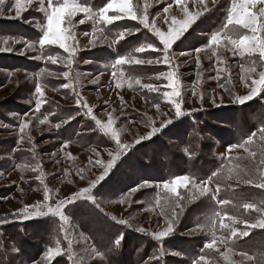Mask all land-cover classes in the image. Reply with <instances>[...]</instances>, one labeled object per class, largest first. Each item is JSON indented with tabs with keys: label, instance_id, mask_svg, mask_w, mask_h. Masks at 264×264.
Instances as JSON below:
<instances>
[{
	"label": "rangeland",
	"instance_id": "374dc122",
	"mask_svg": "<svg viewBox=\"0 0 264 264\" xmlns=\"http://www.w3.org/2000/svg\"><path fill=\"white\" fill-rule=\"evenodd\" d=\"M90 1L81 0L94 12H98L110 2V0H101L97 5H92ZM14 3L15 0H5L4 13L0 15V48H13L12 52H0V227L2 224L17 221L36 224V221L45 218L51 220L53 224L59 225L58 232L61 236H55L52 241L48 242L50 247L54 248L56 247L55 241L59 240L62 252L61 255L54 257L51 263L54 259L64 255L69 258V252L77 261L83 259L84 264L101 262L104 255L95 257L86 254V250L91 252V249L94 248L95 240L102 242L101 231L106 226L102 225L100 215L111 219L113 216L116 217V220H112L124 228L127 225L117 221L125 219L131 225L129 229L136 235L154 239L153 234L163 231L167 225V219L172 218L173 208L168 209L170 214L164 216L161 211L157 210L158 206H147L146 209L142 207V203L144 206L146 203L141 190L144 187H149L150 184L141 187L132 194L130 202H120L121 197L129 193L137 180L144 177L142 175L146 170L142 172L139 165L145 167L152 174L151 171L154 170L152 166L157 158L164 161V167L168 165L166 156L174 164L173 150L169 144H167L168 150L161 148V142L163 140L174 142L170 139L171 136L176 135L181 128L180 125L189 120L186 118H191L192 114L202 113V116H207L205 113L209 110L216 111L221 108L219 109L220 116L226 118L228 113V117L240 120L238 117L244 114V111L241 112L244 109L240 107L245 108L252 103H257L261 105L259 108H264V92L243 105L233 102L235 97L247 95L252 86V80L258 79V73L264 71V62L260 60L259 54L242 57L239 54L234 55L233 51L228 50L230 45L227 47L222 45L218 48L219 57L223 61L221 63L218 61V56L213 54L212 48L208 47L211 34L220 29L225 22L231 0H218V3L215 4L213 0H204V5L199 4L198 0H181V4H177L176 0H132L133 5L138 6L140 10H143L144 5L148 4L149 21H155V27L165 33L170 27H174L172 17L178 21L185 18L183 6H186L192 14L201 12L202 15L169 50V54L173 57L172 64H125L119 67L115 76L111 64L119 56L132 54L145 61L156 60L163 56L162 51L146 48L144 52L136 53L134 49L148 43L153 44L156 49H162L163 45L151 31L143 28L136 20L125 17L112 24H94L93 21L87 20L83 13H78L72 18L73 27L71 30L75 34V41H78V45H76L77 51L70 77H74L78 73L79 80L72 79L70 88L63 87L64 84L70 82L62 75L63 72L69 71L65 63H61L59 59L56 64L46 60L48 55L67 58L68 53L60 49L58 45H51L46 46L42 58L38 45L35 50H31L23 43L14 42L16 40L35 41L41 34L40 26L46 24L45 14L39 10L36 0L31 6L25 7L20 17H16ZM44 5L47 7V0H44ZM169 5H171L169 11L164 12V9ZM205 5L208 8L206 12L203 10ZM116 14L114 11L108 12V15ZM81 20H84V23H80ZM62 27H68L67 23ZM96 28L102 29V31H96L93 35ZM127 28H139V31L119 38L117 34ZM240 32L245 33L247 30L240 29ZM23 33L29 34V37H25L22 35ZM86 33L87 35H85ZM125 38L132 39V41L124 43ZM4 41L8 43L5 44ZM90 41H93L95 46ZM69 43L75 42L70 41ZM121 44L123 46L119 47L118 45ZM196 48H202L203 51L197 54ZM197 56H199V64H197ZM253 62L256 65V73H246L244 69L252 66ZM41 69H47L54 75L45 74L40 80L44 96L41 98L43 102L40 110L36 111L35 105L38 98V94L35 93V84L38 79L36 73ZM169 71L177 72L181 83V110L185 115L178 118L175 116V107L164 96V93L171 89L167 87L169 81L161 74L166 75ZM218 71L219 76L217 75ZM157 77L160 78L157 79ZM135 79H140L141 84H135ZM222 80H225L223 84H221ZM118 82L120 87H117ZM130 83L131 86H129ZM143 84H151L159 90L150 91L142 87ZM213 98L216 100V105L212 103ZM77 100H81L82 103L77 104ZM83 103L92 109L91 115L86 114L87 108L83 106ZM157 104L159 109L155 107ZM109 114L115 121L113 127L120 132L121 142L130 144L132 147L116 161L105 179L91 189L96 203L93 204L91 200L81 198L72 204L65 205L63 211L68 221L63 230L60 227L63 222L59 217L49 215L24 219L22 215L17 216L16 214L20 213L25 206H34L38 202H44L45 187L50 190L48 203L55 204L57 200L71 197L80 189L88 188L90 182L95 181L103 173V165H106L110 160L109 153L115 155L116 144L97 126L92 116L106 124ZM212 114V116H216L215 113ZM45 117H47L46 122L41 124L40 121L45 120ZM69 117L70 119L75 117L77 126L85 130L82 136H96L92 144H87L84 147L78 146L77 142L73 143L70 140V137L62 139L57 135L62 123L53 121L54 118L61 120ZM205 118L207 120V117ZM168 119L173 121L172 124L167 125L150 139L135 143L139 137L151 132L152 126L159 128L161 122ZM23 121H27L29 126L22 134L19 131V126ZM69 122L67 120V123ZM207 122L211 127L214 125L215 131L208 132L207 137L210 134L213 136V142L210 145H213L214 155L219 161L246 154L242 148H235L228 152V147L233 143L229 139L224 141V138L227 137L224 134V128H226L224 118H210ZM22 135L24 136L23 141H21ZM221 140L223 142H220ZM149 149H153V152L149 151V153L147 151ZM28 150L33 152V156L27 155L26 151ZM138 150L143 154L139 163L136 158ZM157 151L161 152L164 158H162L163 155L160 157L156 155ZM96 153H99V156ZM20 155L22 157H19ZM90 158L91 163L89 162ZM97 159L101 160L103 164H96ZM22 164L27 167L21 169L19 166ZM165 172L170 173V180L182 177L178 173H171L166 168ZM81 175H83V179H81ZM200 182L201 180H196L197 184ZM208 187L215 192L216 182L214 179ZM57 189H59L58 192ZM178 191L189 202L193 201L192 194L197 195L196 199L211 198L210 195L198 196L191 184L187 189L179 188ZM221 194V191L217 194V200L222 199ZM213 201L216 211H224L225 206ZM28 210L34 212L35 208L29 207ZM180 210L183 211L182 206L175 207L176 213L181 212ZM211 211L208 212L206 207L204 214L208 213L201 219L205 220ZM178 218L180 217L178 216ZM176 221L174 230L168 237L162 240L154 239L160 243L163 257L180 258L182 255L165 245L170 239H172L170 243L175 245L176 241L192 240L194 237L206 234V231H201L198 228L195 231H193L194 229L179 230V221ZM253 222L255 221L248 223ZM241 227H247V225L242 223ZM141 228L145 231H139ZM69 240L72 241L71 248ZM230 242L224 244L217 238L214 248L207 250L214 254L227 252ZM186 244L187 242L182 243L180 248H185ZM141 246L139 250L135 251V253L138 252L137 255L141 254L144 248ZM217 248L218 252L215 250ZM34 251L26 250L25 254L32 252L31 257H35L37 252ZM209 252L207 255H210ZM129 253H134L133 249H130ZM234 254H231V259L237 264L236 260L241 261L242 258ZM43 256L44 253L38 258L39 261L33 262V264H42ZM219 258L224 261L221 255ZM140 262L143 261L140 260ZM168 264L171 263L168 261Z\"/></svg>",
	"mask_w": 264,
	"mask_h": 264
},
{
	"label": "snow or ice",
	"instance_id": "6c2138e0",
	"mask_svg": "<svg viewBox=\"0 0 264 264\" xmlns=\"http://www.w3.org/2000/svg\"><path fill=\"white\" fill-rule=\"evenodd\" d=\"M34 0H15L14 7L16 11V17H20L23 10H25L26 6H31ZM199 4L204 5V0H198ZM36 3L39 6V10L45 14L46 24L40 26L41 34L37 37L35 41H21L16 40L15 43H23L28 49L35 50L37 45L40 49L41 57H44V52L46 50V46L58 45L60 49H63L64 52L68 53L67 58L57 57L54 55H48L46 57L47 61H50L53 64L57 63L59 59L61 63H65V66L69 69V71H65L62 73L65 79H69V83L63 85L64 88L72 87L71 80H79V74L77 73L74 77H70V72L72 70V64L75 57V53L77 51L78 41H75V34L71 30L73 27L72 18L75 17L78 13H83L87 20L93 21L94 24H112L116 20H120L122 18H129L131 20H136L139 22L143 28L151 31L160 41V44L163 45L162 49H156L155 46L151 43L141 45L134 49V52L140 53L144 52L146 48L153 49L154 51H162L163 56L156 60L149 59L147 61L138 59L132 54L126 56H119L118 59L111 64L113 69V75H116L117 70L120 66L125 64H153V63H166L172 64L173 57L169 54V50L172 48L173 44L179 40L188 29L195 23L201 12H197L192 14L188 11L186 6H183L184 11V19L177 20L175 17H172V25L174 27H170L167 33L160 31L155 27V21L150 22L147 14L148 4L144 5L143 10H140L138 6H134L132 0H110L103 8H101L98 12H94L90 7L85 6L81 2V0H47V7L44 5V0H36ZM177 4H181V0H176ZM213 3H218V0H213ZM4 5L5 0H0V15L4 13ZM259 6V7H258ZM171 5L168 8L164 9V12H168ZM205 12L208 11L207 6H204L203 9ZM109 11H114L116 15H108ZM67 23L68 27H62L63 24ZM80 23H84V20H81ZM240 29L247 30L245 33H241ZM96 31H102V29L96 28L94 29L93 35H95ZM139 31V28H127L123 32H119L117 36L119 38H123L127 35H131L133 32ZM250 33V34H249ZM87 35V33L85 34ZM73 41L75 43H69ZM7 44V41H4ZM93 43V41H90ZM231 46L228 50L233 51V54H239L240 56H253L254 54H259L260 60L264 62V0H231V5L227 9V14L225 18V22L221 25V28L211 34L210 39L208 41V47L212 48V52L214 55L218 56V61L223 62L218 54V48L220 46ZM216 46V47H212ZM13 48L11 47H3L0 48V52H12ZM196 53L199 54L203 51L202 48H196ZM197 64H199V56H197ZM244 71L248 74L256 73V65L253 62L252 66L245 68ZM47 75H54L47 71V69H41L38 73H36L37 82L35 84V93L38 94V98L36 99L35 110L39 111L42 104V97L44 96V91L40 80ZM219 76V71L217 73ZM165 79L169 81L167 87L171 89V91H166L164 96L166 100L171 103L175 107V116L178 118L185 113L181 110L182 104V96H181V83L179 80V76L175 71H169L166 75L161 74ZM259 78L252 80V86L247 95L237 96L235 97L234 103H239L241 105L245 104L247 101L252 100L254 97L260 95L261 92H264V71H260L258 73ZM160 77H157L159 79ZM135 84H141L140 79H135ZM131 86V83L129 84ZM117 87H120V83H117ZM142 87L147 88L150 91H158L159 89L154 88L151 84H143ZM81 100H77V104H81ZM212 103L216 105V100L213 98ZM222 103V100H221ZM83 106L87 108V115L92 114V109L87 106L86 103H83ZM218 106V105H217ZM157 109H159V105H155ZM92 119L96 121L97 126L104 132L105 135L110 136L112 140L115 141L116 144V152L115 155L113 153H109L110 160L106 165H103L104 171L101 173L95 181H91L88 188L80 189L79 192L74 193L73 196L67 197L62 200H57L55 204H49V189L47 187L44 188V202H38L34 206H25L20 213H17V216L22 215L24 219H29L33 216H53L59 217L61 224V230L64 229V225L67 223L68 218L64 214V207L67 204H72L75 200H79L81 198L85 200H91L93 204L96 203L95 198L91 194V189L95 187V185L103 181L105 176L111 170V168L115 165L116 161L124 155L132 145L127 143H122L120 139V132L113 127L114 119L109 114L108 122L102 123L100 120L96 119L95 116H92ZM47 120H41L40 123L43 124ZM172 120L168 119L162 121L160 127L152 126L151 132L147 133L144 136L139 137L135 143H140L143 140L150 139L152 136L156 135L162 129H164L167 125L172 124ZM29 124L27 121L21 122L19 126L20 133H25V130L28 128ZM59 127V125H57ZM259 135V140L261 144L259 145L261 159L259 160L258 165L255 167V175L252 174L251 170L241 169L240 165H228L222 166L221 169L214 171L211 176H209L206 180H201L199 184L196 183V179L194 177H190L188 175L182 177H176L168 182L163 183V190L165 193L169 194L166 196L165 204L168 207L173 208L172 218L167 219V225L163 231L157 232L153 234L154 239L162 240L165 237H168L174 230L175 221L178 219V213L175 212V207H180V200L185 199L184 196L180 194L178 191L179 188H188L189 184L192 185V188L196 190L198 196H208L210 195L212 200H215L217 204L221 206H227L231 203L229 199H220L217 200V194L220 192V183L221 181L227 182L231 181L234 178L240 180L241 172L244 175L249 176L248 179L241 181L245 184H253L255 187L264 189V126L257 129V131H253L250 135H248L247 139H244L239 144H233L228 147V152H231L232 149L242 148L245 153H247V158L251 159L255 164V158L257 156V152L252 149V145L255 142V138ZM24 136H21V141H23ZM30 139V138H29ZM34 151V149H33ZM187 151V150H186ZM99 156V153H96ZM238 159V158H233ZM91 163V158L89 159ZM96 164H103V162L99 159L96 160ZM21 169L27 167V165H20ZM35 170V169H34ZM83 175H81V179H83ZM213 178H216V189L215 192L212 191L208 187L209 183L213 181ZM148 182H142V184L137 185L129 190V193L125 196L121 197L120 202H130L132 194L138 191L141 187L147 186ZM57 192L59 189L56 190ZM191 191V190H189ZM197 195L192 194L191 199H196ZM156 204H160V198H157ZM174 205V207H173ZM29 207H34V212H29ZM241 207L244 210H255L260 213V216L253 223H248L247 220L238 219L235 215H228L227 212L222 216L220 211H216L213 209L211 213L205 218L204 223L199 224L198 227L201 231L207 230L208 233L211 234L212 240L209 243L204 245L205 249H213L217 237V222H219V228L230 231V235L233 238L236 237H246L249 235V231L247 229L251 228H262L264 229V201L260 202H244ZM227 217L228 223L225 222L224 217ZM113 220H116V217H112ZM120 224L127 225L131 227L125 219H120L117 221ZM244 223L247 225V228L243 231H238L235 227L236 224ZM139 231H145L144 229H139ZM195 231V229L193 230ZM123 239V235L121 234L117 239H115V246H119ZM56 247H49L47 251L44 253L42 264H51V260L61 255L62 249L59 246V240L55 241ZM221 243L227 244V238H221ZM234 243V241H233ZM72 241L69 240V247L71 248ZM264 247V246H262ZM217 252L219 249H215ZM13 251H18V249L13 248ZM86 254L89 256L101 257L103 254L96 250L95 248L91 249V252H87ZM163 254V252H161ZM178 254V253H177ZM231 254H233V249L229 248L227 252L221 253L220 255L223 257V260L226 264H235V262L231 259ZM69 259L72 260L73 264H84V260L80 259L77 261L73 258L72 254L69 252ZM241 256L240 264H245L246 261L254 262V264H264V251L260 252L258 256H250L246 252H240ZM194 264H208V259L205 255L201 254L197 260L194 261Z\"/></svg>",
	"mask_w": 264,
	"mask_h": 264
},
{
	"label": "trees",
	"instance_id": "16d2710c",
	"mask_svg": "<svg viewBox=\"0 0 264 264\" xmlns=\"http://www.w3.org/2000/svg\"><path fill=\"white\" fill-rule=\"evenodd\" d=\"M100 1L101 0H91L90 3L92 5H97ZM22 35L29 37V34L23 33ZM129 41H132V39L129 40L128 38H125L124 43H129ZM118 46L122 47L123 45L121 44ZM224 82L225 80H222L221 84ZM259 106L261 105L252 103L245 108L240 107L241 109H244L241 110V112L244 111V118L243 115H241L238 117L240 120H236L235 117H228V113L226 114V118L220 116L221 112H219V109L221 108L216 111L209 110L205 113L207 116H202V113H199L192 114L191 118H186L189 120L180 125L181 128L176 135L171 136L170 139L174 142H166L165 140L161 142V148H166L168 150L167 144H169L171 150H173L172 154H174L173 158H175L174 164L169 160V157L166 156V158H168V165L164 167V161L161 158H157L152 166L154 168V170L151 171L152 174L149 173L145 167L138 164L142 169V172L144 170L146 171L143 173L144 175H142L144 177L137 180V183L133 187H136L145 181L150 184L149 187H144L141 190V192L144 193L142 197L145 199L146 203L145 206L142 203V207L158 206L157 210L161 211L162 215L167 216L170 214L168 209L171 210L172 208L165 204L164 199L169 194L165 193L163 190V183L170 181V173H166L165 168L170 170L171 173H178L179 176L188 175L194 177L196 180H206V178L211 176L214 171L221 169L222 166H234L239 164L241 169L251 170L252 174L255 175V167L261 159L259 149L261 141L259 140V135H257L254 144L251 146L252 149L257 152L255 164L251 159L247 158V153L244 156L237 157L238 159L230 158L228 160L219 161L214 155L213 145H210L213 142V136L210 134L207 137L208 132L215 131L213 128L214 125L211 127L210 123H206V121H209L210 118H224L226 120L224 134L227 135V137L224 138V141L229 139L231 143L239 144L244 139H247L248 135L253 131H257V129L264 126V108H259ZM212 113H215L216 116H212ZM235 113L237 112L232 114ZM205 117H207V120ZM67 120L70 122L67 123ZM53 121L62 123L57 135L62 139L70 137V140H72L73 143L77 142L78 146L84 147L87 144H92V141L96 138V136L94 137L92 135L82 136L85 130H82L77 126L75 123V117L71 119L70 117L67 119L64 118L61 120L54 118ZM216 127L220 128L219 126ZM68 134L70 135L68 136ZM220 142H223V140ZM147 151L153 152V149ZM26 153L29 157L33 156V152L30 150L26 151ZM156 155L160 157V155L162 156L163 154L157 151ZM136 156L137 163H139L143 154L138 150ZM19 157L22 156L20 155ZM162 158H164V155ZM132 164H134V162H132ZM248 178L249 176H246L241 172L240 180L234 178L227 182L221 181L220 191L222 192V199H229L231 201L229 205L225 206L224 211L221 212L222 215L227 212L228 215H235L238 219L247 220L248 222L255 221L258 218L259 213L255 210H244L241 207L244 202L258 203L264 201V189L257 188L253 184H245L241 182ZM213 179L217 183L216 178ZM157 198H160L159 205L156 204ZM179 203L180 206L183 207V211L180 210L181 212H178L180 218L176 221H179V230L199 229L198 225L205 221L201 218L209 211L213 209L216 210V205L211 198L207 200L194 199L190 202L183 199L180 200ZM206 207L208 208V212L204 214ZM99 217L102 219V225H105L106 228L101 231L102 242L95 240L93 247L104 256H101V262L97 261L93 264H136L137 262V264H168V261L171 264H194V261L197 260L201 254L207 257L208 264H226L225 261H222L219 258L220 254L211 253L204 248V245L212 240L211 234L208 233L206 229L204 230L206 231L205 235L194 237L192 240H179L176 241L175 245L170 243L172 240L170 239L165 245L171 247V249L182 255L180 258H175L173 256H168L167 258V256L163 257V254H161L160 243L156 240L136 235L135 232L129 229V226H126V228L120 225L118 226V224H116V222L110 217L109 218L112 221L106 216L105 218L102 217V215ZM224 218L225 222L228 223L229 221H227V217L225 216ZM241 226L242 223L235 225L238 231H243L247 228ZM58 227L59 225L56 223L53 224L51 220L46 218L39 219L36 221V224L21 223L18 221L2 224V227H0V264H33V262L39 261L38 258L50 247L48 241H52V238L55 236H61L58 232ZM247 230L249 231L248 236H238L233 238L230 235V231L220 229L219 222H217L216 237L220 240L221 238H227L228 241H231L228 247L233 249V254L235 253L240 256V252H246L250 256H258L260 252L264 251V247H262L264 246V229L253 228ZM121 234L123 235L121 244L115 246L114 241ZM185 242H187L185 248H180V245ZM141 244L143 245L141 246ZM140 246H144V248L141 251V254L137 255L138 252L135 253V251L139 250ZM13 248L18 249V251H13ZM130 249H133L134 253H129ZM26 250H35L34 252L37 253L35 254V257H31V254L33 253L29 252L28 254H25ZM207 252H209L210 255H207ZM140 260L143 262H140ZM236 263L240 264V261L236 260ZM51 264H73V262L69 260L68 256L64 255L54 259ZM245 264H254V262L247 261Z\"/></svg>",
	"mask_w": 264,
	"mask_h": 264
}]
</instances>
